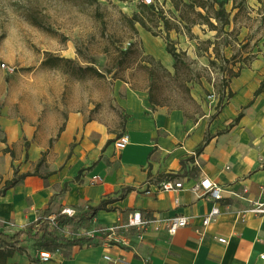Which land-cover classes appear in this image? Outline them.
<instances>
[{"label": "crops", "instance_id": "1", "mask_svg": "<svg viewBox=\"0 0 264 264\" xmlns=\"http://www.w3.org/2000/svg\"><path fill=\"white\" fill-rule=\"evenodd\" d=\"M163 1L169 6V0ZM233 5L232 1L226 9L231 24L219 37L204 24L192 27L193 37L170 32L178 52L205 66L219 62L218 54L241 59L226 65L227 70L242 68L226 90L234 95L210 121L207 116L188 118L180 109H152L146 90L120 82L116 93L125 116L122 134L130 141L114 156L118 132L109 129L106 121L91 118L84 108L42 113L23 102L0 103V233L26 230L38 221L61 216L67 207L76 211L72 222L62 228L74 230L73 238L67 234L54 247L39 251L23 240L15 247L0 242V264H264V217L241 215L264 199V92L255 96L264 80V35L247 29L251 33L233 38L239 13ZM259 7L249 2L250 11ZM136 28L147 54L173 67L175 60L164 39ZM240 113L243 116L236 122ZM207 136L210 141L197 154ZM42 158L45 162L39 167ZM28 173L35 174L5 190L16 174ZM95 176L102 182L93 184ZM204 179L224 189L221 214L207 227L203 218L215 202L205 190H193ZM168 180L185 188L160 191ZM103 201H108L107 208L91 215L90 210ZM137 212L150 223L129 226ZM174 217L187 218L188 225L171 233ZM80 237L94 239L83 246L67 242ZM43 250L51 251L54 258L42 262Z\"/></svg>", "mask_w": 264, "mask_h": 264}, {"label": "rangeland", "instance_id": "2", "mask_svg": "<svg viewBox=\"0 0 264 264\" xmlns=\"http://www.w3.org/2000/svg\"><path fill=\"white\" fill-rule=\"evenodd\" d=\"M232 1L226 9L231 8ZM235 1L241 12L234 18L232 37L252 31L264 35V0H252L260 4L255 12L248 8L251 0ZM141 2L99 0L97 6L88 0H0V103L23 102L42 113L84 108L91 118L106 121L109 129L121 136L125 116L116 93V85L121 82L132 89L146 90L156 106L181 109L194 120L205 116L212 120L219 110L221 89L226 91L230 75L238 69L227 70L220 54L216 68L185 57L187 65H180L176 75L174 66L167 67L147 54L127 21L126 17L139 12ZM156 4L167 18L176 20L179 16L171 1L169 6L162 0H156ZM216 9L207 6L205 11H197L212 17ZM187 16L201 21L192 13ZM147 21L163 38L155 27L156 17L151 15ZM133 43L136 45L132 48ZM244 47L237 46L240 50ZM49 58L54 59L53 66L44 65ZM237 61L241 59L237 57ZM73 232L56 228L64 239L67 234L73 238ZM23 241L36 251L56 244L48 247L44 240L28 237Z\"/></svg>", "mask_w": 264, "mask_h": 264}, {"label": "trees", "instance_id": "3", "mask_svg": "<svg viewBox=\"0 0 264 264\" xmlns=\"http://www.w3.org/2000/svg\"><path fill=\"white\" fill-rule=\"evenodd\" d=\"M92 5L96 4L97 6L100 5L99 0H88ZM122 2L128 1V0H120ZM167 1V0H165ZM172 2L174 8L176 9V11L179 12V16L175 19H169L167 18L163 13H159V7H155V6H148L145 3L141 2L139 4V12L135 13L132 17H126L127 21L129 22L130 26L132 27V30L134 32V34L137 36H139V32L136 28V24H140V26L142 28H144L145 30H147L148 32H150L153 36H159V33L153 31L152 27L149 26L148 21L151 18V15H154L156 17V24L155 27L160 29V34L163 33V38L166 42V51L174 58L175 60V64H174V68L176 69V75L179 74V66L180 65H187L186 62V54L184 52H178L177 48L175 47V43L171 40L170 38V32L172 30H176L177 32L180 33H186L187 35L193 37L192 35V27L198 24H204L207 25L210 30H215L217 31V37H219L222 32H224V28L228 25L231 24V13H228L226 11V5L228 4L229 0H190V2H185L184 0H169ZM212 1V2H210ZM233 8L234 9H239V11L241 12V8L239 7V5H237L236 1L233 0ZM207 6H210L211 8H214L215 6H217V9L215 10L214 15L211 17L209 14H204L201 11H197L198 9L201 10H206ZM192 13L194 15H196L199 19H201V21L199 20H195V19H191L187 16V14ZM175 24H173L174 21ZM212 20H215L216 22H218V24H215ZM151 22H153V19L151 20ZM161 22V26L159 25V23ZM177 22V24H176ZM136 44L133 43L132 48L135 46ZM216 52L219 51V48L215 47ZM152 60H154L153 58H151ZM59 61H65V62H72L71 60H64V59H58ZM236 57H234L232 60L226 59V58H222V61L224 64L229 65L231 62H235ZM52 61H54V59H47L46 61H44V65H52ZM236 63V62H235ZM211 67L210 68H216L217 67V61L216 60H212L210 62ZM53 66V65H52ZM242 66L239 68V70L235 73H232L230 75V79L229 82L234 79L237 78L240 75V71H241ZM228 86L226 85V90H227ZM221 96L219 97V102H218V113L221 111V109L224 107L225 103V92L227 94V91H225L224 88L221 89ZM264 92V80L261 82L260 87L258 88V90L255 93V96H259L260 94H262ZM229 96V98H231L234 94L232 91L228 92L227 94ZM150 102L152 104V109H154L155 107H157L154 103V99L153 96L150 94ZM181 110V109H180ZM217 113V114H218ZM186 117L188 118H192L189 115L185 114ZM217 116V115H216ZM216 116L214 118H216ZM243 113H240V115L238 116V118L236 119V122H239L240 119L242 118ZM213 118V119H214ZM210 141V137L207 136L204 143L198 148L197 150V154H200L205 146L208 144V142ZM192 160V159H190ZM44 159L42 158L38 164L39 167L43 166L44 164ZM35 173H28L25 175H22L20 177L17 176V174L15 175V177L9 181L7 183V186L5 188V190H8L10 188H13L14 186H16L19 181L21 179H24L30 175H34ZM83 174V171L80 173V175ZM77 176L76 180L80 177ZM167 177H173V175H168ZM175 177V176H174ZM107 204L108 201H103L98 207H95L93 209L90 210L91 215H95L97 213V211L102 210V209H106L107 208ZM73 220V218L71 217H67V216H57V224L56 227H52V225L49 223V220H43V221H38L37 223H35L33 226H30L28 229L20 231L18 233H15L13 235H7V234H3L0 233V242L6 244L9 247H15L17 244H19L24 237H28V238H32L35 240H44L46 242V245L48 247L53 246V244H55L57 241L59 240H65L64 238L60 237V235H58L56 233V228H63L65 227L67 224L71 223ZM34 229L36 231H34ZM93 237H80L77 239H67V242L71 245H80L83 246L86 243H90L93 241ZM11 252H8L6 254V256H10Z\"/></svg>", "mask_w": 264, "mask_h": 264}, {"label": "built area", "instance_id": "4", "mask_svg": "<svg viewBox=\"0 0 264 264\" xmlns=\"http://www.w3.org/2000/svg\"><path fill=\"white\" fill-rule=\"evenodd\" d=\"M146 5L148 6H155L157 7L156 0H142ZM6 65L3 64V67ZM129 136L127 134H122L119 138H117L114 142V156H118L121 154V152L128 146L129 144ZM102 182V178L95 176L93 178V184H97ZM184 185L182 183H177L172 180H168L164 183H162L159 186L160 191H179L184 189ZM203 189L208 193L210 198L215 202V206L212 208V210L203 218V224L205 227L210 225L211 223L217 221L219 215L221 214V206L220 202L223 200V191L224 189L218 185L217 183L209 180V179H204L200 182L199 185L193 187V190H199ZM246 193L247 190H244ZM262 192H264V185L262 186ZM150 193V192H147ZM239 196V195H236ZM61 215L67 216V217H75L76 216V211L71 209V208H64L61 211ZM242 218H245L248 215H256V216H261L264 217V199L259 200L255 203H253L250 207L247 209L243 210L241 212ZM57 216H53L51 218H48L49 223L52 225V227H56L57 224ZM150 222L149 221H143L142 219V213L137 212L134 213L132 218L129 221V226H146ZM188 225V219L185 217H174L171 222H170V232L175 233L179 228L185 227ZM111 234H114V229L109 230ZM221 243H227L226 239H219ZM40 260L42 262H48L51 261L54 258V254L51 251L48 250H43L40 251L39 253Z\"/></svg>", "mask_w": 264, "mask_h": 264}]
</instances>
